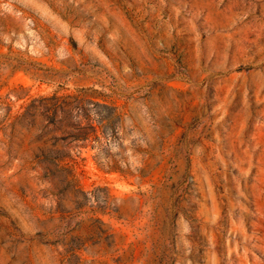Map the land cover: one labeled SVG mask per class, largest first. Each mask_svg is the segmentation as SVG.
Listing matches in <instances>:
<instances>
[{
	"label": "rangeland",
	"instance_id": "1",
	"mask_svg": "<svg viewBox=\"0 0 264 264\" xmlns=\"http://www.w3.org/2000/svg\"><path fill=\"white\" fill-rule=\"evenodd\" d=\"M0 264H264V0H0Z\"/></svg>",
	"mask_w": 264,
	"mask_h": 264
}]
</instances>
